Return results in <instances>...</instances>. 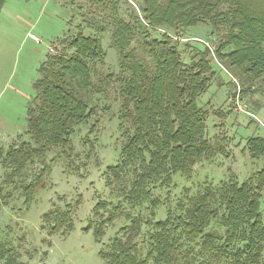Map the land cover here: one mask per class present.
Wrapping results in <instances>:
<instances>
[{
    "label": "rangeland",
    "instance_id": "1",
    "mask_svg": "<svg viewBox=\"0 0 264 264\" xmlns=\"http://www.w3.org/2000/svg\"><path fill=\"white\" fill-rule=\"evenodd\" d=\"M144 3L145 0H5L0 12V185L8 171L2 164L3 157L10 147L31 141L26 112L35 95L33 83L39 77L38 69L48 47L50 53L61 49V44H52V40L67 31L68 18L71 33L78 32L80 25L85 35L99 43L97 53L87 60L92 67V86L100 90L91 94L86 89L82 91L89 94L84 97L95 113L76 127L71 144L65 148L51 147L35 157L33 164L16 178V183L31 184L28 190L4 186L3 193L7 190L12 197L7 206H0V243H7L6 247L1 245L7 256L0 255V264H105L99 251L108 249L114 238L125 242L129 231L123 233L122 228L129 227L135 215L153 223L168 220L170 229L177 222L172 217L183 209L179 198L186 188L194 193L206 184L217 187L222 181L257 183L253 178L264 168V74L254 80L253 86L243 85L245 76L240 78L237 70L216 57L214 46L219 34L207 23H196L186 30L184 36L193 38H179L163 25L153 27L154 35L166 34L177 45L179 42L177 50L187 66L198 60L194 46L205 45L209 50L207 57L215 74L199 97V105L209 112L206 137L221 143L222 153L212 161L196 163L189 179L175 175L166 186L150 182L147 169L133 173L131 166H125L115 171L117 175L109 169L121 162L126 132L119 118V94L132 72L126 68L121 73L118 63L128 65L142 60L152 68L149 55L137 38L139 32L132 30L135 23L143 21L139 5ZM125 23L128 30L120 32V24ZM261 47L264 50V40ZM250 137H259L251 150L246 148ZM3 200L0 195V203ZM97 201L107 204L102 209L108 212L100 211V217L93 213ZM115 205L117 210H113ZM54 208L70 211L72 225L66 232H47L52 222L41 218ZM111 211L117 214L106 224L102 236H97L96 223ZM260 211L264 224V186ZM214 220L206 229L218 228ZM64 225L58 224L57 228ZM151 230V225H140L132 238L136 255H131L135 260H145L144 264H162L154 262L156 253L155 257L149 256ZM179 231L173 230L172 234ZM260 253L259 264H264V246ZM219 262L213 264H226Z\"/></svg>",
    "mask_w": 264,
    "mask_h": 264
},
{
    "label": "trees",
    "instance_id": "2",
    "mask_svg": "<svg viewBox=\"0 0 264 264\" xmlns=\"http://www.w3.org/2000/svg\"><path fill=\"white\" fill-rule=\"evenodd\" d=\"M4 3L5 0H0V12ZM139 14L143 21L135 23L132 30L139 32L137 38L143 51L149 55L152 68L142 60L131 61L128 65L121 60L118 63L121 73L126 68L132 72L119 94L122 100L119 118L126 132L121 164L110 165L109 169H114V175L125 166H131L133 173L147 169L150 182L166 186L175 175L189 179L196 163L212 161L224 147L206 137L209 112L199 105V97L206 92L207 82L215 74L207 57L209 50L205 45H191L197 50L198 60L187 66L181 59V51L177 50L179 42L177 45L166 34L154 35L153 26H166L179 38L195 37L184 35L196 23H207L216 28L219 34L214 46L216 57L237 70L240 78L244 75L243 85L251 87L254 80L261 79L264 74V50L261 47L264 0H145L144 5H139ZM135 17L138 20L137 15ZM67 24V31L52 40V44H61V49L50 53L48 47V54L38 69L39 77L33 83L35 95L26 112L27 133L31 141L13 145L3 157L2 164L8 171L0 185V195L4 198L0 206H7L12 197L7 190L3 193L5 185L28 190L31 184L16 183V178L33 164L35 157L45 154L51 147H68L76 127L95 113L93 106L88 105L89 94L82 91L97 93L100 90L92 86V67L87 60L97 53L99 43L85 35L79 29L80 25L77 26L78 32L71 33L70 18ZM120 26L119 31L126 33L129 25ZM130 53L133 55L131 49ZM258 139L248 138L246 148L253 149ZM253 179L257 183H252L253 180L240 184L222 181L217 187L206 184L194 193H189L186 188L179 198L183 209L172 217L180 223L176 222L168 229V220L153 223L137 214L129 222V227L122 228L123 233L129 231L127 240L112 239L110 247L100 250L99 255L105 264H144L145 260H135L136 243L132 241L140 225L144 224L152 226L149 256L155 257L156 253L153 258L156 263L213 264L220 261L259 264L264 246L260 211L264 168ZM106 205L104 201H97L93 209L95 217H100V211L108 212L102 209ZM113 210H117L116 205ZM69 212L54 208L43 213L42 221L52 222L47 232H66L72 225ZM116 214L111 211L96 223L94 231L97 236H102L106 224ZM212 220L218 228L206 229ZM58 224H65L64 228H57ZM44 225L41 223V228L45 229ZM179 229V233L172 234L173 230ZM2 244L6 247L7 243H0V255L6 258L7 252Z\"/></svg>",
    "mask_w": 264,
    "mask_h": 264
},
{
    "label": "built area",
    "instance_id": "3",
    "mask_svg": "<svg viewBox=\"0 0 264 264\" xmlns=\"http://www.w3.org/2000/svg\"><path fill=\"white\" fill-rule=\"evenodd\" d=\"M239 110H240V111H243V110H242V109H240V108H239ZM37 264H46V263H42V262H40V263H37Z\"/></svg>",
    "mask_w": 264,
    "mask_h": 264
}]
</instances>
